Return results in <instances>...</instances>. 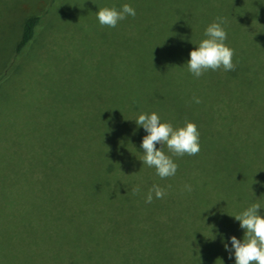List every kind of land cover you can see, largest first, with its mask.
<instances>
[{"label":"trees","instance_id":"obj_1","mask_svg":"<svg viewBox=\"0 0 264 264\" xmlns=\"http://www.w3.org/2000/svg\"><path fill=\"white\" fill-rule=\"evenodd\" d=\"M164 5L166 11L137 18V32L147 42L136 48L130 88L122 77V90L92 112L100 121L91 120L88 132L99 148L88 167L104 169L102 175L57 196L63 200L27 209L11 251L6 256L0 250L9 264H234L221 235L227 242L229 235L239 239L243 230L230 215L253 202L264 214V0H165ZM49 12L50 7L24 18L0 82ZM216 17L224 19V43L233 50L234 67L194 77L183 63L191 42L201 39ZM140 112H155L173 127L194 123L199 151L169 155L177 167L183 160L185 169H225V179L183 201L159 186L164 195L149 203L140 184L133 194V187L115 182L119 175L113 169H138L133 163L141 159L145 133L131 119Z\"/></svg>","mask_w":264,"mask_h":264},{"label":"rangeland","instance_id":"obj_2","mask_svg":"<svg viewBox=\"0 0 264 264\" xmlns=\"http://www.w3.org/2000/svg\"><path fill=\"white\" fill-rule=\"evenodd\" d=\"M164 2L0 0V70L20 36L24 18L50 7L24 55L0 82L2 254L11 251L15 233L21 235L19 226L27 209L61 199L57 196L82 189L102 175L104 169L88 167L99 148L98 140L88 132L91 120L100 121L92 112L107 106L106 98L122 90V77L130 88L127 82L132 80L129 70L137 57L136 48L147 42L137 32V18L143 12L166 11ZM123 3H128L135 15H125L115 27L97 22L96 9H119ZM161 149L171 154L165 146ZM117 159L120 163L126 160L123 155ZM135 165L138 169H113L119 175L115 182L127 183L125 188L140 184L145 191L152 184L164 186L175 191L177 201L190 195L197 198L200 189H212L226 175L225 169H185L183 160L174 175L164 178L154 169L143 168L140 160ZM6 256H0V264H9Z\"/></svg>","mask_w":264,"mask_h":264},{"label":"clouds","instance_id":"obj_3","mask_svg":"<svg viewBox=\"0 0 264 264\" xmlns=\"http://www.w3.org/2000/svg\"><path fill=\"white\" fill-rule=\"evenodd\" d=\"M125 15H135V10L128 3L121 4L119 9L105 6L95 11L97 22L108 27H115L117 21L123 20ZM224 24L222 17H216L203 29V37L191 42L194 47L188 51L187 60L183 65L194 77H199L208 69L222 68L224 71L233 69V50L224 43L226 39ZM193 99L199 102L198 98ZM131 120L145 133L139 145L142 150L140 161L154 168L155 174L160 178L174 175L177 167L171 155H166L162 151L161 145L175 156L194 155L199 151V132L190 121L173 127L171 123L162 121L155 112H140ZM185 188L190 190L188 185H185ZM139 190L138 186L131 189L133 194ZM163 195L164 189L152 184L144 193V200L149 203L154 196L158 199ZM258 209H262L261 206L253 202L230 215L243 230L239 239L229 235L225 242L221 235L222 247L231 255L234 264H264V214L259 213ZM211 238H214L213 234Z\"/></svg>","mask_w":264,"mask_h":264}]
</instances>
